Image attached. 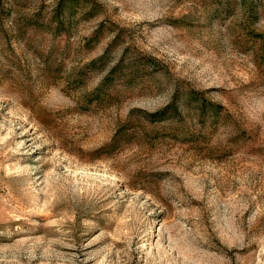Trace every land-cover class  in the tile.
<instances>
[{"label":"rangeland","instance_id":"1","mask_svg":"<svg viewBox=\"0 0 264 264\" xmlns=\"http://www.w3.org/2000/svg\"><path fill=\"white\" fill-rule=\"evenodd\" d=\"M0 264H264V0H0Z\"/></svg>","mask_w":264,"mask_h":264}]
</instances>
